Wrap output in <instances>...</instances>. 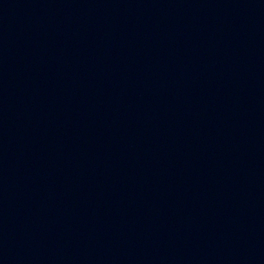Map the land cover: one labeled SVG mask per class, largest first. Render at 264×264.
<instances>
[{"label": "water", "instance_id": "water-1", "mask_svg": "<svg viewBox=\"0 0 264 264\" xmlns=\"http://www.w3.org/2000/svg\"><path fill=\"white\" fill-rule=\"evenodd\" d=\"M0 264H264V0H0Z\"/></svg>", "mask_w": 264, "mask_h": 264}]
</instances>
